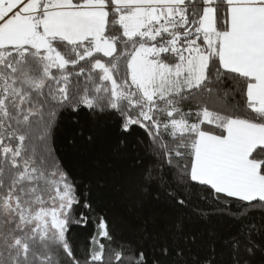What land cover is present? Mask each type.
<instances>
[{
	"label": "snow or ice",
	"instance_id": "snow-or-ice-1",
	"mask_svg": "<svg viewBox=\"0 0 264 264\" xmlns=\"http://www.w3.org/2000/svg\"><path fill=\"white\" fill-rule=\"evenodd\" d=\"M81 113L174 219L118 238L58 154ZM0 264H264V0H0Z\"/></svg>",
	"mask_w": 264,
	"mask_h": 264
},
{
	"label": "trees",
	"instance_id": "trees-1",
	"mask_svg": "<svg viewBox=\"0 0 264 264\" xmlns=\"http://www.w3.org/2000/svg\"><path fill=\"white\" fill-rule=\"evenodd\" d=\"M86 132L92 131L97 136L94 145L89 146L82 138H77V148L67 144V138L75 135L76 127L67 119L63 120L58 129L57 145L59 155L65 157L69 169L77 183L87 185L91 182L90 199L97 211L105 214L110 227L118 230V238L138 241L143 235V225L148 221L147 231H152L151 219L155 218L160 224L175 218V211L165 194L168 185L158 187L153 184L147 195L139 191L140 168H133L132 162L136 157L132 154L131 145L135 143V134L127 138V155H117V134L110 123L93 125L84 113L79 117ZM142 131V130H137ZM160 193V200L153 199L155 192ZM199 229L206 230L212 224L199 222ZM216 230L224 235L227 224L217 223ZM235 230L234 228L232 229ZM93 229L73 226L72 242L76 246H84Z\"/></svg>",
	"mask_w": 264,
	"mask_h": 264
}]
</instances>
